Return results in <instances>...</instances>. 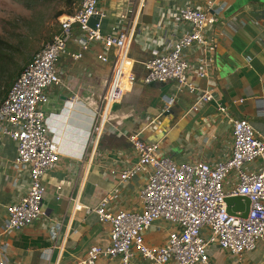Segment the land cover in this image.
Wrapping results in <instances>:
<instances>
[{
  "label": "crops",
  "instance_id": "1",
  "mask_svg": "<svg viewBox=\"0 0 264 264\" xmlns=\"http://www.w3.org/2000/svg\"><path fill=\"white\" fill-rule=\"evenodd\" d=\"M75 4L73 11L63 15L77 11L81 0ZM187 4L217 18L205 32L209 45L205 49L194 45L184 51L192 63L190 81L199 89L212 90L215 97L198 111H194L198 92L180 88L176 81L144 84L145 63L162 48L164 35L176 41L188 32L178 16L179 9ZM100 8L106 13L102 21L104 35L111 33L116 23L130 27L137 20L138 34L131 57L138 73H134L135 80L123 101L114 107L92 155L90 136L113 66L96 58L102 52L100 43L83 52L79 45L81 32L74 28L68 53L81 51L83 58H61L64 86L48 89L50 102L45 108L61 158L59 166L44 176L46 194L41 209L46 216L22 232L0 236V261L3 258L7 264H79L92 246L110 244V227L101 224L97 214L88 209L98 207L117 185L118 179L110 170H124L138 161L130 142L134 134L145 142L160 143V155L177 164L216 165L233 149L232 127L217 109L221 103L231 116L248 119L264 139V0H111L101 3ZM123 13L128 16L125 23L119 21ZM60 17L56 20L58 30ZM204 67L209 69L207 79L199 77ZM73 96L78 102L68 103ZM241 99L243 103L234 104ZM16 156L15 142L0 136V231L7 217L6 207L19 202L30 185L28 178L15 170ZM145 183V175H139L124 184L108 210L140 211L139 196ZM75 200L84 206L82 210L75 209ZM162 226L158 222L146 234L147 244H163L167 230L162 231ZM154 231L162 234L154 238ZM209 257L212 264H264V239L256 250L242 257L217 246L210 249ZM98 264H121V260L101 259ZM135 264L149 262L138 259Z\"/></svg>",
  "mask_w": 264,
  "mask_h": 264
},
{
  "label": "built area",
  "instance_id": "2",
  "mask_svg": "<svg viewBox=\"0 0 264 264\" xmlns=\"http://www.w3.org/2000/svg\"><path fill=\"white\" fill-rule=\"evenodd\" d=\"M110 1L81 0L77 11L61 16L59 30L34 55L0 105V136L15 142V170L19 176L25 175L30 184L19 202L6 207L0 236L22 232L46 216L41 209L46 194L44 176L59 166L61 158L45 108L50 102L48 89L64 86L59 68L61 58L70 55L72 60L80 61L83 52L100 43L102 52L96 58L113 66L90 136L88 147L92 155L110 123L114 107L123 101L135 80L131 50L138 22L133 20L130 27L116 23L112 32L104 35L102 21L106 13L100 4ZM178 16L189 30L176 41L164 35L162 48L155 50L154 58L145 63L144 84L176 81L180 88L198 92L194 106V111H198L215 97L212 90L199 89L190 81L192 63L184 51L194 45L205 49L209 45L205 32L216 24L217 18L191 4L181 7ZM127 20V13L120 15L119 21ZM75 27L81 32L79 45L83 52L69 54ZM209 75V69L204 67L199 77L207 79ZM77 102L76 96L68 100L70 104ZM243 102L241 99L234 104ZM217 109L232 127L233 149L227 159L216 165L177 164L160 155V143L145 142L138 134L130 137L138 161L124 170H110L118 179L117 185L98 207L88 209L97 214L101 224L110 227V244L92 246L79 264H98L101 259L115 258L121 264H135L138 259L149 264H212L209 251L213 246L237 257L256 250L258 242L264 239V139L248 119L231 116L228 107L221 103ZM252 165L254 168L250 169ZM139 175L146 177L139 196L141 210L110 212L108 206L120 195L122 186ZM239 196L251 202L247 218H242L240 212L228 213L226 199ZM74 202L77 211L84 208L77 200ZM158 222L164 224L161 230L167 233L162 245L150 246L146 234ZM1 259L0 264H7Z\"/></svg>",
  "mask_w": 264,
  "mask_h": 264
},
{
  "label": "rangeland",
  "instance_id": "3",
  "mask_svg": "<svg viewBox=\"0 0 264 264\" xmlns=\"http://www.w3.org/2000/svg\"><path fill=\"white\" fill-rule=\"evenodd\" d=\"M75 3L68 0H0V60L12 65L11 69L28 66V60L51 40L54 30H58V17L73 11ZM133 72L138 73L137 67ZM154 233V238L162 234Z\"/></svg>",
  "mask_w": 264,
  "mask_h": 264
},
{
  "label": "trees",
  "instance_id": "4",
  "mask_svg": "<svg viewBox=\"0 0 264 264\" xmlns=\"http://www.w3.org/2000/svg\"><path fill=\"white\" fill-rule=\"evenodd\" d=\"M74 1L76 0H68V2ZM33 57L31 58V60H28V62H31ZM10 66L12 65H9L4 60H0V105L5 100L14 82L21 75L26 65L14 69H11Z\"/></svg>",
  "mask_w": 264,
  "mask_h": 264
},
{
  "label": "water",
  "instance_id": "5",
  "mask_svg": "<svg viewBox=\"0 0 264 264\" xmlns=\"http://www.w3.org/2000/svg\"><path fill=\"white\" fill-rule=\"evenodd\" d=\"M95 22V18L91 20V25ZM228 205V213L235 215L241 213L242 218H247L250 212L251 202L247 197H230L226 199Z\"/></svg>",
  "mask_w": 264,
  "mask_h": 264
}]
</instances>
